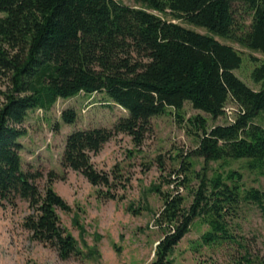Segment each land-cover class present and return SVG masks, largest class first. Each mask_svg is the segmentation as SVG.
<instances>
[{
    "label": "trees",
    "instance_id": "obj_1",
    "mask_svg": "<svg viewBox=\"0 0 264 264\" xmlns=\"http://www.w3.org/2000/svg\"><path fill=\"white\" fill-rule=\"evenodd\" d=\"M125 1L131 4L0 0V206L26 201L31 213L23 227L31 239L54 248L61 260L77 256L80 250L61 226L57 210L66 211L68 206L52 189L53 174L41 192L36 184L41 174L22 167L19 139L25 135L21 125L30 110H50L58 99L83 92L101 93L127 112L112 129H79L66 137L62 167L81 173L93 186L110 188L113 182L95 169L91 154L119 133L140 146L152 118L169 109L179 115L185 103L212 121L226 115L229 103L234 109L230 121L211 127L200 115L186 121L201 132L186 159L196 156L205 163L245 159L253 169L264 171V87L254 90L244 83L235 74L241 54L215 38L264 54V0ZM252 77L264 80V61ZM61 117L72 124L76 113L68 108ZM237 178L234 171L226 177L204 174L188 209L182 208L181 196L165 197L157 219L165 231L151 264H170L173 249L197 217L206 218L209 225L202 236L204 245L232 246L237 251L230 255V264H264L227 221L242 201L256 204L264 217V194L242 191Z\"/></svg>",
    "mask_w": 264,
    "mask_h": 264
},
{
    "label": "rangeland",
    "instance_id": "obj_2",
    "mask_svg": "<svg viewBox=\"0 0 264 264\" xmlns=\"http://www.w3.org/2000/svg\"><path fill=\"white\" fill-rule=\"evenodd\" d=\"M173 21L207 33L203 28ZM215 38L231 44L241 54L242 64L235 74L254 90L263 88L264 80L255 81L252 72L264 61V54ZM1 102L0 97V106ZM68 108L76 113L72 124L64 123L61 117ZM225 112L223 118L212 121L185 103L181 117L169 109L152 118L151 130L140 146H135L124 133L114 135L98 153L91 154L95 169L107 173L113 182L106 188L93 186L81 173L63 168L61 158L70 133L94 127L112 129L120 117L127 115L123 108L101 93L80 92L68 99H58L50 110L28 111L21 125L25 135L19 139L22 167L41 174L36 180L41 192L48 184L49 174H53L52 189L68 206L66 211L57 210L61 226L74 237L80 254L61 260L54 248L31 239V233L23 227L31 211L26 201L17 199L14 205L0 206V264H151L165 231L157 225L165 197L181 196L182 208L188 209L201 176L226 177L230 171L236 172L235 181L242 191L253 189L264 194V171L253 169L245 159L209 163L196 156L186 159L196 148L198 135L201 136L186 121L200 115L208 119L207 125L211 127L233 118V104L229 103ZM186 165L189 170H183ZM227 221L232 231L248 244L249 251L264 260V217L259 207L242 201L229 213ZM208 230L206 218H195L173 249L170 264H230V255L237 251L232 246L204 245L202 236Z\"/></svg>",
    "mask_w": 264,
    "mask_h": 264
}]
</instances>
